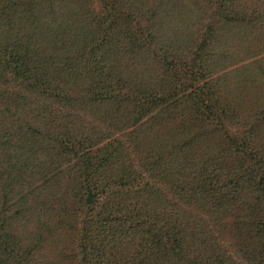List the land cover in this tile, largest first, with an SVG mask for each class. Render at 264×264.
<instances>
[{
  "label": "trees",
  "instance_id": "trees-1",
  "mask_svg": "<svg viewBox=\"0 0 264 264\" xmlns=\"http://www.w3.org/2000/svg\"><path fill=\"white\" fill-rule=\"evenodd\" d=\"M0 264H264V0H0Z\"/></svg>",
  "mask_w": 264,
  "mask_h": 264
},
{
  "label": "water",
  "instance_id": "water-1",
  "mask_svg": "<svg viewBox=\"0 0 264 264\" xmlns=\"http://www.w3.org/2000/svg\"><path fill=\"white\" fill-rule=\"evenodd\" d=\"M87 203H89V198L87 199Z\"/></svg>",
  "mask_w": 264,
  "mask_h": 264
}]
</instances>
